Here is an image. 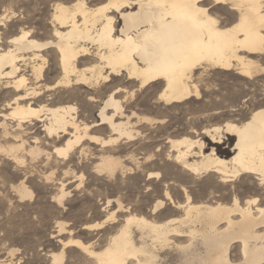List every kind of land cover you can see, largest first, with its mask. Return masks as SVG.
Returning <instances> with one entry per match:
<instances>
[{"label":"bare ground","instance_id":"6f19581e","mask_svg":"<svg viewBox=\"0 0 264 264\" xmlns=\"http://www.w3.org/2000/svg\"><path fill=\"white\" fill-rule=\"evenodd\" d=\"M212 8L229 11L226 22H234L222 27L224 22L211 14ZM117 18L121 22L118 31ZM52 20L56 25L46 42H37L29 32L21 31L8 40L9 47L0 50V85L8 96L0 105V153L17 164L25 161L23 152L30 157L49 152L44 146L51 147L55 157L64 162L77 150L87 152L86 142H100V152H119L120 145L136 140L140 134L137 125L163 122L135 113L124 115L119 99L123 90L111 89L100 99L101 95L96 96L100 84L106 87L125 77L139 89L162 85L158 99L172 105L200 96L197 85L191 82L196 70L227 72L238 67V75L252 79L262 69L251 56L264 53V0H110L94 10H89L84 0H76L71 6L57 4ZM47 51L58 62L57 78L51 85L43 84ZM77 87L91 92L87 100L98 108L99 122L82 119L70 104L50 106L55 101L51 92ZM134 116L137 120L132 122ZM123 117L124 121H117ZM104 130L109 133L106 140L97 136ZM200 134L216 144L227 135L233 137V154L224 158L214 148L205 153L201 140L183 137L169 140L177 164L194 176L214 173L222 183L238 175H251L264 191V108L240 124L226 122ZM17 152L24 157L19 158ZM99 161V172L114 175L121 168L120 161L109 154H103ZM14 188L20 201L33 198L22 181ZM59 194L55 199L61 204L69 193L62 187ZM185 197L186 204L174 203L165 192L174 208H183L180 218L156 223L130 215L100 251L69 238L67 247L81 250L96 264H159L160 252L176 249L188 260L200 246L205 251L200 264H231V244L240 243L242 264H264L263 207H241L236 200L233 207L192 204L190 197ZM163 204L158 200L151 214ZM58 229L64 232L65 225L58 224ZM134 229L140 233V243L134 239ZM185 232L187 241L174 242V237H185ZM62 261L63 252L53 256L54 264Z\"/></svg>","mask_w":264,"mask_h":264},{"label":"rangeland","instance_id":"374dc122","mask_svg":"<svg viewBox=\"0 0 264 264\" xmlns=\"http://www.w3.org/2000/svg\"><path fill=\"white\" fill-rule=\"evenodd\" d=\"M75 1L0 0V50L9 47L8 40L21 31L29 32L30 38L40 43L51 39L53 26L56 25L52 23L55 6H71ZM84 1L89 10H94L110 0ZM210 12L224 22L222 27H229L234 22H226L229 16L227 10L212 8ZM112 15L117 17L114 13ZM115 24L118 31L121 26L118 18ZM44 57L46 70L43 84L51 85L57 78L58 62L49 51L44 53ZM251 58L262 68L252 79L238 75V67L227 72L199 69L194 72L191 82L197 85L200 96L172 105L158 99L162 85L139 89L127 82L125 77L108 83L106 87L100 84L96 94L101 95L100 99L106 98L111 89L123 90L119 99L124 115L135 113L163 121L151 126H135L140 134L135 141L120 145L117 148L119 152H100V142H86L87 152L79 153L77 150L64 162L55 157L51 147L44 146L49 152H38L33 157L28 152L22 153L25 157L17 152L19 158L24 157L23 164L14 163L8 155L0 153V264H54L53 256L60 252H63V261L57 264H96L81 250L67 247L68 238L79 240L97 252L107 245L110 237L130 215L143 216L156 223L180 218L183 208H174L165 198V192L170 194L174 203L179 204H186V195L192 204L219 203L233 207L236 200L241 207L264 208L262 185L253 176L238 175L222 183L214 173L191 175L173 160L175 152H170L169 142L183 137L199 139L205 153L214 148L215 153L224 158L233 154V137L227 135L223 142L216 144L200 133L203 129L222 126L226 122L240 124L255 110L264 108V53ZM25 71L30 75L29 68ZM51 93L55 100L51 107L70 104L77 108L82 119L99 122L98 108L88 102L87 96L91 92L87 93L86 88H59ZM4 97L8 96L0 85V105L6 99ZM46 99L47 95L43 102ZM124 120V117L117 119ZM136 120L135 116L131 118L132 122ZM97 136L106 140L109 133L104 130ZM103 154L120 161L121 168L114 175L97 170ZM149 174L153 176L148 179ZM21 181L33 192L32 199L19 200L14 187ZM61 186L69 194L59 204L55 197L60 195ZM254 199L256 203L251 204ZM158 200L164 204L151 214V208ZM107 201H110L109 205ZM232 217L238 218V215ZM58 224L65 225L64 232L59 233ZM88 225L96 227L84 230L83 227ZM184 231L187 232V229ZM186 232L185 237H174V242L187 241ZM133 233L135 241L140 243V233L136 229ZM239 250L240 243L231 244V264L243 263ZM177 251L160 252L159 264H200L205 255L200 246L188 260Z\"/></svg>","mask_w":264,"mask_h":264}]
</instances>
